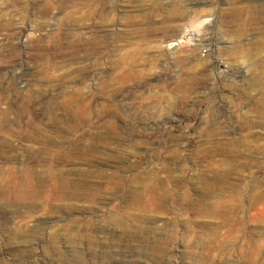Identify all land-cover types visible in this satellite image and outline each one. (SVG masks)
<instances>
[{"label":"rangeland","instance_id":"obj_1","mask_svg":"<svg viewBox=\"0 0 264 264\" xmlns=\"http://www.w3.org/2000/svg\"><path fill=\"white\" fill-rule=\"evenodd\" d=\"M190 26L206 54L176 44ZM72 114L92 121L70 131ZM36 131L63 148L104 135L101 154L34 158ZM0 152V264H264V0H0ZM27 172L44 188L24 221ZM55 173L100 191L68 198Z\"/></svg>","mask_w":264,"mask_h":264},{"label":"bare ground","instance_id":"obj_2","mask_svg":"<svg viewBox=\"0 0 264 264\" xmlns=\"http://www.w3.org/2000/svg\"><path fill=\"white\" fill-rule=\"evenodd\" d=\"M49 19V18H48ZM50 20V19H49ZM49 26V25H48ZM76 28V27H75ZM83 28V27H82ZM66 37V36H65ZM64 43V42H63ZM176 45V44H175ZM89 65V64H88ZM79 77V76H78ZM86 78V77H85ZM84 78V79H85ZM82 82H83V80H81ZM76 82V81H75ZM74 82V83H75ZM67 84V83H66ZM79 84V83H78ZM80 84H81V82H80ZM102 83H100V85H101ZM64 85H65V83H64ZM63 85V86H64ZM68 85V84H67ZM99 85V84H98ZM99 85V87L100 88H98V89H100L101 91H104L103 89H101V87L103 86H100ZM81 86V85H80ZM108 86V85H107ZM51 87H53V86H51ZM103 87H105L106 88V90H108L107 89V87L106 86H103ZM109 87V86H108ZM77 88V87H76ZM75 88V89H76ZM91 88L89 87V90H90ZM62 90V89H61ZM70 90V89H69ZM83 90V89H82ZM68 91V90H67ZM71 91V90H70ZM79 91V90H78ZM85 91V90H84ZM88 91V90H87ZM50 92H52V91H50ZM55 92H56V88H55ZM81 92V91H80ZM89 94V93H88ZM39 95V94H38ZM74 95L76 96V95H78L77 94V92L76 93H74ZM81 95V94H80ZM84 94H82V96H83ZM44 96H46L45 94H44ZM58 96V95H57ZM69 96H70V93H69ZM73 95H71V98H70V103L71 104H78V107L80 108V109H82V110H85V111H87L88 109H87V105H86V103H85V100H82V99H79L78 97H72ZM19 97V96H18ZM48 97V96H47ZM54 97V96H53ZM40 98V97H39ZM46 99V98H45ZM68 101V102H69ZM65 103H67V101L65 102ZM67 104H69V103H67ZM70 104V105H71ZM103 104V103H102ZM65 105V104H64ZM94 105V104H93ZM99 105H101V104H99ZM68 107H69V105H67ZM104 106V105H103ZM71 107V106H70ZM69 107V108H70ZM75 107V106H74ZM108 107V106H107ZM106 107V108H107ZM9 109V108H8ZM13 109V108H12ZM47 109H48V107H47ZM10 110V109H9ZM64 110V109H63ZM71 110V109H70ZM6 111H8V110H6ZM47 111V110H46ZM49 111H50V109H49ZM48 111V112H49ZM68 111V110H67ZM67 111H65L64 113H67ZM9 112V111H8ZM71 112H73V111H71ZM89 112V111H88ZM50 113V112H49ZM104 114V113H103ZM67 115V114H66ZM70 115H71V113H70ZM73 116H69V120H67L66 119V121L70 124H68V126H70L69 128H70V131H77V128L80 126V125H82V124H84V122H85V124L87 123H89V121H92V120H90V119H87V118H77L76 117V114L74 115V114H72ZM80 115H82V114H80ZM85 115V114H84ZM83 115V116H84ZM89 115V114H88ZM105 115V114H104ZM48 116V115H47ZM50 116H52V115H50ZM56 116V115H55ZM55 116H53V118H52V120L53 121H51V122H53V123H55V124H57V117H55ZM58 116V115H57ZM106 116V115H105ZM60 117V116H59ZM66 117V116H65ZM115 118V117H114ZM50 120H51V118H50ZM59 120V119H58ZM61 120H62V122L64 121L63 119H62V117H61ZM60 120V121H61ZM101 120V119H100ZM66 121H65V126H66ZM3 122H5V121H3ZM113 122V121H112ZM12 123V122H11ZM64 123V122H63ZM102 123V122H101ZM45 124V123H44ZM110 124H111V122H110ZM9 125H10V123H9ZM57 125H59V124H57ZM64 125V124H63ZM89 125V124H88ZM113 125V124H112ZM102 126V125H101ZM101 126H99V127H101ZM106 126V125H105ZM7 127V126H6ZM58 127V126H57ZM95 127V126H94ZM115 127V126H114ZM113 127V128H114ZM46 128H47V126H46ZM51 128H53V127H51ZM93 128V127H92ZM106 128H108V127H106ZM106 128H105V130H106ZM4 129H5V127H4ZM7 129H8V127H7ZM50 129V128H49ZM60 129V128H59ZM58 129V130H59ZM80 129V128H79ZM94 129V128H93ZM115 129V128H114ZM33 130H35V129H33ZM51 130V129H50ZM57 130V129H56ZM57 130V131H58ZM61 130V129H60ZM59 130V131H60ZM103 131V128L102 129H100V131ZM43 131V130H42ZM53 131V130H52ZM101 131V132H102ZM11 132V131H10ZM3 133V132H2ZM2 133H1V136H2ZM9 133V132H8ZM46 133H48V132H46ZM53 132H51V134H52ZM55 133V132H54ZM57 133V132H56ZM62 133H63V131H62ZM3 134H5L6 135V137H8L9 135L8 134H6V133H3ZM11 134V133H10ZM14 134V133H13ZM50 134V133H49ZM48 134V135H49ZM50 134V135H51ZM105 134V133H104ZM52 135H54V134H52ZM57 135V134H56ZM4 136V135H3ZM67 136H68V134H67ZM74 136V135H73ZM104 136V135H103ZM103 136L101 135V134H98V135H96L95 137H92V136H86V135H84L81 139H79L78 141H76L77 142V146L76 147H74V144H73V141H67V140H65V143H67L68 144V146H66L65 148H63V144L61 145V146H58L57 145V141H56V139L53 137V138H49V137H46V135L44 136L41 132H39V131H36V132H34L32 135H28L27 136V141H29V142H31L32 144H38V145H40L41 146V148L39 149V151H34L35 153H34V158L36 157H41V156H46L47 157V159H49V161H51V162H56L57 163V160L58 161H60V162H66V161H69V162H73V163H78V162H80V163H85V164H87V165H90V163L95 159V158H97L100 154H101V152L99 151V150H97L96 149V147H93V145L94 144H90V143H88L89 141H99V143L101 142V141H103ZM57 137V136H56ZM14 138V137H13ZM25 138V137H24ZM58 138H60V136L58 137ZM57 138V139H58ZM10 139V138H9ZM64 139V138H63ZM62 139V140H63ZM7 140V139H6ZM5 140V141H6ZM12 140V139H11ZM62 140H60V141H62ZM25 141V140H24ZM59 141V140H58ZM14 142V141H13ZM64 142V141H63ZM5 144V143H4ZM3 144V145H4ZM59 144V143H58ZM27 145V144H26ZM5 146H6V148L8 149V150H10V151H12V145L11 144H9V145H6L5 144ZM33 147V146H32ZM57 149H59V151L57 150ZM5 150V149H4ZM16 150V149H15ZM2 151V150H1ZM57 151H58V155H57ZM1 153V152H0ZM2 153H5V151L3 152L2 151ZM103 155V154H102ZM14 158V157H13ZM20 158H21V156H20ZM43 158V157H42ZM19 159V158H18ZM43 160V159H42ZM41 160V161H42ZM22 161V160H21ZM37 161V160H36ZM96 161V160H95ZM38 162H39V159H38ZM97 163H98V161H96ZM40 163V162H39ZM93 163V162H92ZM95 164V163H94ZM107 165V164H106ZM73 166H75L74 164H73ZM83 166H85V165H83ZM105 166V165H104ZM103 166V167H104ZM98 167V166H97ZM92 168H94V166H92ZM92 170V169H91ZM100 170V169H99ZM52 172H54V170L52 169V168H50V170H49V174H51ZM81 172V171H80ZM83 172V171H82ZM87 172V171H86ZM91 172V171H90ZM104 172V171H103ZM109 172V171H108ZM112 172V171H111ZM155 172H157V171H155ZM57 173V172H56ZM53 174L52 175V178H53V181H54V184H55V189L57 190V186H58V188L59 189H69V190H71L70 192H68V198H78V199H80V198H93L94 196H97L98 194V192L100 191V189L99 188H94V187H91V185H89V184H87L86 182H85V184H82V183H80V181H77V182H71L70 180H67L66 178H64V175H61L62 177H60V178H58L57 179V174ZM93 173V172H92ZM107 173V172H106ZM151 173V172H150ZM27 174H28V172L25 174V176H27ZM83 174H86V173H83ZM91 174V173H90ZM97 174V173H96ZM124 174V173H123ZM11 175H12V177H14L15 175H14V173H11ZM77 175V174H76ZM106 175V174H105ZM145 175V174H144ZM73 176V175H72ZM75 176V175H74ZM93 176V175H92ZM109 176V175H108ZM141 176V175H140ZM163 176H165V175H163ZM173 176V175H172ZM77 177V176H76ZM78 177H80V176H78ZM86 177V176H85ZM97 177H100V178H102L103 179V174L102 173H99L98 174V176ZM148 177H149V175H148ZM174 177V176H173ZM173 177H172V180H173ZM87 178V177H86ZM90 178H91V176H90ZM93 178V177H92ZM100 178H97V179H100ZM108 178V177H107ZM97 179H95V181L97 180ZM121 179V178H120ZM147 179V178H146ZM145 179V180H146ZM23 180V179H22ZM21 180V181H22ZM82 180V179H81ZM93 180V179H92ZM142 180V179H141ZM140 180V181H141ZM171 180V181H172ZM21 181H20V183H18V187H17V189L14 191V198H15V200H18V199H20V200H22V201H24L26 204L25 205H27V206H25V207H27L28 208V211H27V214L24 216L25 218H23L24 219V221H25V219H29V217L30 216H33L34 214H35V212H34V210H37V208H33L32 207V205L30 204V203H32L33 204V202H35L36 200H37V198L39 197V195H40V191L44 188V182H43V180L42 179H40V177H38V176H36L35 174H32V173H30L28 176H27V178L21 183ZM87 181V180H86ZM99 181H101V180H99ZM114 181V180H113ZM122 181V180H121ZM87 182H89V181H87ZM92 182V181H91ZM166 182V181H165ZM173 182V181H172ZM197 182H200V184H201V181H197ZM203 183H204V180L202 181ZM96 183V182H95ZM106 183V182H105ZM219 183V182H218ZM115 184H117V180H116V183ZM221 184V183H220ZM105 185V184H104ZM118 185H120V184H118ZM122 185H123V183H122ZM135 187H136V185H137V183H136V185L135 184H133ZM199 185V184H198ZM111 186V185H110ZM121 186V185H120ZM119 186V187H120ZM117 187V186H116ZM124 187V186H123ZM149 192H152V193H156V194H160L161 193V191H162V187L158 184V183H155V184H151V185H149ZM166 187V186H165ZM167 187H171V186H167ZM223 187V186H222ZM105 188V187H104ZM126 188V187H125ZM137 188H140V187H137ZM103 189V188H102ZM129 189V188H128ZM134 189V188H133ZM168 189V188H167ZM131 190V189H130ZM148 190V189H147ZM220 190V189H219ZM118 191V190H117ZM222 191V190H221ZM115 192V191H114ZM167 192V191H166ZM184 193V192H183ZM218 193V192H217ZM113 194V193H112ZM121 194V193H120ZM145 194H147V193H145ZM208 194V193H207ZM127 195V194H126ZM209 195V194H208ZM217 195V194H216ZM220 196H221V194H219ZM187 196V195H186ZM190 196V195H189ZM212 196V195H211ZM218 196V195H217ZM216 196V197H217ZM143 197H144V193H142V191H138V190H131L130 191V196H129V198H127V201H125V203L126 204H128V205H130V204H132V203H139V202H141L142 200H143ZM159 199V198H158ZM180 199H182V197L180 198ZM186 199V198H185ZM71 200V199H70ZM154 200H156V199H154ZM162 200H164V199H162ZM167 201H168V199H166ZM165 200V201H166ZM204 201V200H203ZM90 202V201H89ZM159 202H162V201H159ZM198 203V202H197ZM169 204V203H168ZM167 204V205H168ZM196 204V203H195ZM204 204V203H203ZM206 204V203H205ZM162 205H164L163 203H162ZM131 206V205H130ZM210 206V205H209ZM125 207V206H124ZM128 207V206H127ZM169 207V206H168ZM162 208H166V207H162ZM161 208V209H162ZM260 209V208H259ZM126 210V209H125ZM151 210V209H150ZM161 211H163V210H161ZM195 212H198V211H195ZM234 212V211H233ZM148 213V212H147ZM20 214V213H19ZM203 214V213H202ZM108 216V215H107ZM111 216H112V214H111ZM20 217H23V215L22 214H20ZM228 217H230V216H228ZM108 219V218H107ZM221 219H223V217H221ZM80 220V219H79ZM120 220V219H119ZM150 220V219H149ZM74 221V220H73ZM78 221V220H77ZM132 221V220H131ZM223 221V220H222ZM75 222V221H74ZM80 222H82V221H80ZM105 222V221H104ZM107 222V221H106ZM105 222V223H106ZM129 222V221H128ZM145 222V221H144ZM73 223V222H72ZM79 223V222H78ZM77 223V224H78ZM86 223H88V222H86ZM107 224V223H106ZM109 224H110V222H109ZM240 224V223H239ZM243 224V223H242ZM79 225V224H78ZM77 225V226H78ZM88 225V224H87ZM75 226V225H74ZM94 226V225H93ZM69 227V226H68ZM234 227V226H233ZM40 228V227H39ZM74 228V227H73ZM73 228H71V229H73ZM77 228V227H76ZM90 228V227H89ZM85 229H87V227L85 228ZM93 229V228H92ZM116 229H118V228H116ZM146 229V228H145ZM145 229H144V231H145ZM75 230V229H74ZM148 230V229H147ZM146 232V231H145ZM122 233V232H121ZM156 233V232H155ZM77 234V233H76ZM80 234V233H79ZM153 234V233H152ZM70 235H71V233H70ZM123 235V234H122ZM93 236V235H92ZM125 236V235H124ZM142 236V235H141ZM147 236V235H146ZM80 237V236H79ZM88 237V236H87ZM90 237V236H89ZM74 238V237H73ZM104 238V237H103ZM109 238V237H108ZM83 239H85V238H83ZM115 239V238H114ZM130 239V238H129ZM134 239V238H133ZM97 240V239H96ZM105 240V239H104ZM132 240V239H131ZM130 240V241H131ZM151 240V239H150ZM150 240H148V241H145L144 242V240L141 242L142 243V245H139V249H138V251L139 252H141L142 254H143V256H145V258L147 257H150V255H152V258H157V259H162V260H165V259H167L166 258V256H165V252H164V250H163V248L160 246V245H157L155 242H151ZM219 240V239H218ZM90 241V240H89ZM128 241V240H127ZM133 241V240H132ZM79 242V241H78ZM100 242V241H99ZM129 242V241H128ZM225 242V241H224ZM82 243V242H81ZM73 244V243H72ZM90 244V243H89ZM95 244H97V243H95ZM99 244V243H98ZM126 244V243H125ZM223 244V243H222ZM107 245V244H106ZM127 245V244H126ZM113 246V245H112ZM133 246V245H132ZM110 247V246H109ZM135 247V246H134ZM98 248V247H97ZM129 249V248H128ZM112 251V250H111ZM147 251L149 252V253H147ZM83 252V251H82ZM126 254V253H125ZM108 255H109V253H108ZM114 255H116V254H114ZM117 256V255H116ZM138 256V255H137ZM143 256H140V257H143ZM106 257H108V256H106ZM107 259V258H106ZM109 259V258H108ZM148 260V259H147ZM152 260V259H151ZM154 262V261H153ZM157 263V262H156ZM78 264H80V263H78ZM137 264H140V262L138 263L137 262ZM142 264V263H141ZM144 264V263H143Z\"/></svg>","mask_w":264,"mask_h":264},{"label":"built area","instance_id":"obj_3","mask_svg":"<svg viewBox=\"0 0 264 264\" xmlns=\"http://www.w3.org/2000/svg\"><path fill=\"white\" fill-rule=\"evenodd\" d=\"M202 35V32L196 27H187L176 44L184 43L187 40L191 46L201 48L203 53L206 54L209 51V45L204 42Z\"/></svg>","mask_w":264,"mask_h":264}]
</instances>
